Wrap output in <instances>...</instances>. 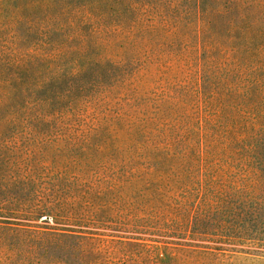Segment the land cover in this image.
<instances>
[{
	"label": "trees",
	"instance_id": "16d2710c",
	"mask_svg": "<svg viewBox=\"0 0 264 264\" xmlns=\"http://www.w3.org/2000/svg\"><path fill=\"white\" fill-rule=\"evenodd\" d=\"M258 50L264 0H0V253L15 264H177L222 248L141 236L264 244V153L239 139L264 136V109L251 102V124L228 126L222 80L237 93ZM190 61L195 122L133 117L137 80ZM260 72L245 87L264 99ZM111 93L128 110L81 118ZM81 225L136 235L103 246L71 228Z\"/></svg>",
	"mask_w": 264,
	"mask_h": 264
},
{
	"label": "rangeland",
	"instance_id": "374dc122",
	"mask_svg": "<svg viewBox=\"0 0 264 264\" xmlns=\"http://www.w3.org/2000/svg\"><path fill=\"white\" fill-rule=\"evenodd\" d=\"M249 0H245L248 3ZM245 61L241 63V85L237 93L231 92V86L234 82L232 76L226 75V72L222 73V80L226 86V94L224 95V115L228 121V126H231L233 118L241 124H251L253 118L249 116V106L251 102H257L259 110L264 109V99H262L261 93L258 91L251 92L248 96L246 91V84H249L251 79L255 76V72L264 74V50L252 53H246ZM196 61H190L189 64L180 63L179 66L173 70H165L162 68H155L149 71L135 84L138 86L139 99L137 102L141 105V110L138 112L130 107L131 113H135L133 117L139 116L148 119L150 122L159 124H167L174 120H185L187 116L193 118V122L196 121V117L202 113L197 110L195 106L196 98L193 93L197 87L198 75L196 71ZM224 68V64H219ZM231 70V69H230ZM235 93V94H234ZM175 95L177 97H171ZM111 99L103 100L93 103L88 108L81 111V118L85 121L100 122L106 117L115 116L120 110H128L129 104L127 103V97L123 95L110 94ZM113 96V99H112ZM166 99L171 104H163V100ZM137 118V117H136ZM133 120V119H131ZM249 122V123H248ZM150 125H153L150 123ZM257 125V124H256ZM259 126H257L258 128ZM250 132L244 131L239 139L241 145L246 146L249 143H257L258 151L264 153V136L256 132L255 139L251 137ZM81 151L80 148H76ZM88 152V155L96 151L93 148ZM94 157L101 156L94 152ZM71 228L77 229L83 232L86 236H89L92 242L103 246L109 243L112 239L115 240L119 236H134L135 233H130L122 230H115L105 227H93V226H72ZM143 238H154L158 241H177V242H189L197 243L199 245H208L210 247H219L221 250L212 249L207 254H201L198 256H187L185 259L177 260L181 261L177 264H264V244L260 245H235V244H223L207 241H191L190 239L177 238V237H160L156 235H142ZM162 246L161 242L157 243ZM190 257V258H189ZM184 260V261H182ZM0 264H15L14 256L11 255L9 259L6 258L4 253H0ZM165 264H173V262H166Z\"/></svg>",
	"mask_w": 264,
	"mask_h": 264
}]
</instances>
